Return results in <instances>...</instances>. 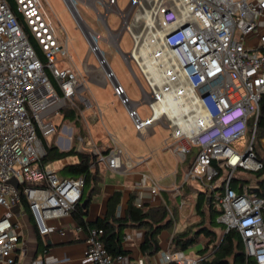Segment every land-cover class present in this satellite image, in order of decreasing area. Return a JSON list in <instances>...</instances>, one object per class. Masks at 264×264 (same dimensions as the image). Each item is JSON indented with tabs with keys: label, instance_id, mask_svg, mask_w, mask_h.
Listing matches in <instances>:
<instances>
[{
	"label": "built area",
	"instance_id": "built-area-1",
	"mask_svg": "<svg viewBox=\"0 0 264 264\" xmlns=\"http://www.w3.org/2000/svg\"><path fill=\"white\" fill-rule=\"evenodd\" d=\"M12 2L43 59L7 1L0 0V264H21L16 251L22 198L41 237L56 231L52 222L81 202L84 177L61 178L57 170L40 165L43 141L56 135L64 109L75 111L79 119L89 112L93 123L101 119L99 107L87 94V72L96 68L86 61L82 71L75 67L67 35L57 32L44 0ZM64 2L89 44L88 55L104 54L98 47L103 40L138 71L143 85L135 75L142 90L137 102L128 98L105 58L99 75L111 84L142 139L158 125L167 131L161 148L172 152L182 167L180 185L174 173L169 189L179 198L183 215L188 217L193 207L186 192L204 193L218 211L217 222L224 232L236 231L245 256L264 264V173L259 178L255 175L264 168V114L259 137L264 103V0H130L123 10L118 0ZM78 2L96 11L106 36L80 26ZM111 14L118 18L117 30L109 25ZM124 33L131 41L126 54L119 48ZM60 62L65 64L62 69L57 67ZM140 106L147 107L146 118L140 116ZM69 132L62 143L65 150L76 142L78 152L92 154L96 165L111 172L129 173L145 161L133 158L111 135L103 149L90 133ZM243 139L246 142L240 146ZM139 186L153 196L164 190L147 175L141 176ZM101 235L100 229L88 231L84 262L129 264L126 256L107 252ZM129 239L125 235L122 242ZM162 260L164 264L199 262L182 251L166 252Z\"/></svg>",
	"mask_w": 264,
	"mask_h": 264
},
{
	"label": "crops",
	"instance_id": "crops-1",
	"mask_svg": "<svg viewBox=\"0 0 264 264\" xmlns=\"http://www.w3.org/2000/svg\"><path fill=\"white\" fill-rule=\"evenodd\" d=\"M74 65L78 68L77 64L74 63ZM93 98H95L94 95ZM88 115L89 112H85L84 118H75L73 122H70V124L73 123L72 126H63L62 133L58 136L57 148L59 147L60 150L62 149L63 139L70 134L69 129H72L74 133H78L83 136L90 133V136L92 137L90 124L95 125V123L89 120L90 117ZM75 122L83 123V126L80 127V130L82 129L81 131L76 129ZM61 123H65V120L59 119L57 121L58 126ZM137 136L142 139L138 134ZM262 136L263 128L260 127L259 137ZM163 139L164 138L161 139L157 148L149 149L148 153H145L144 155L135 153L134 156H136V158L142 157L145 158V161L140 165H137L129 173L111 172L100 165L95 167L97 172L98 190L91 196L89 202H87L85 207L87 208V213L84 217L85 221L90 225H93L98 220L103 219L107 211V202L114 192L117 191L121 192L120 203L117 209V214L119 216L124 214L128 199L131 195L134 196V204L136 206L142 204H148L150 207L165 206L173 215L175 224L173 225V228L166 229L160 233L158 236L160 249L159 252L153 256L143 255L140 251V246L144 238L143 229H124V236L128 235L130 237L127 243L122 242L123 248L127 251L126 257L128 258L129 264H134L138 260H141L145 264H164L162 260L163 254L166 252H175L171 249V240L173 235L185 230L188 221L194 218L196 214V195H192L189 191L186 192L189 200L193 204V207H191L189 216L185 217L182 210L179 208V198L174 197L173 193L170 192L169 188L172 182L173 174L178 173V185H180V175L178 170V161L174 154L161 148V142ZM117 140L122 144L119 139ZM61 151L67 150L64 149ZM76 151H78V149ZM156 153H168L174 159V165H169L163 155H158ZM151 161L153 162L150 164ZM69 163L70 162L63 159L61 167ZM59 169H57V171ZM142 175L150 176L159 181L164 188V190L160 193V196H153L150 194L148 189L139 186V180ZM87 195L88 192L83 196V200H87ZM20 212L21 213L17 218L20 230V241L16 251V257L21 264H38L39 262L41 264H87L83 260V255L86 248L88 231L93 228V226L86 228L77 226L70 213L63 218L52 222V224L57 228L56 231L41 237L38 235L37 230L33 225L27 208L22 205ZM195 247L196 250L191 252V254L194 253V256L191 257L190 253H188L190 255L186 256L188 258L199 260L200 256H198L197 250L202 247V244L197 243L191 248Z\"/></svg>",
	"mask_w": 264,
	"mask_h": 264
},
{
	"label": "trees",
	"instance_id": "trees-1",
	"mask_svg": "<svg viewBox=\"0 0 264 264\" xmlns=\"http://www.w3.org/2000/svg\"><path fill=\"white\" fill-rule=\"evenodd\" d=\"M9 7L18 18L22 29L27 35L30 44L32 45L37 56L42 59V54L34 39L30 36L26 26L22 22L20 15L16 12L12 0H6ZM51 82L54 84L49 72H47ZM64 120L77 119L78 114L70 110L63 111ZM264 103L261 108V119L259 128L263 125ZM75 120V119H74ZM45 155L40 160L41 166H47L56 161L75 156L76 162L63 165L57 174L61 178L84 177V187L82 190L83 196L87 194V202L91 196L98 190L97 188V172L95 170V157L87 152H78L71 148L67 151L59 150L53 144H47L45 141ZM257 155L260 156L259 149L256 146ZM264 161V159H263ZM95 165L92 169L91 166ZM264 173L262 171L256 173V177H260ZM262 182V180H260ZM121 192H114L107 202V211L103 219L98 220L93 225L87 223L84 219L87 213V208L81 206V202L75 206L71 215L79 227H91L102 231L101 241L107 252L115 257L117 255H127V251L122 246V237L124 229L135 228L144 230L143 242L140 246V251L143 255L153 256L159 252L158 236L166 229L173 228L174 222L171 219L169 212L165 206L150 207L148 204L136 206L134 204V196H130L127 202L126 209L122 216L117 214V209L120 203ZM22 205L26 207V201L22 198ZM196 215L200 221L192 226L187 227L182 232L173 235L171 240L172 251H185L198 243L199 237H205L207 240L202 247L197 250L199 257L198 264H256L254 259L247 258L244 254L240 235L236 231L223 232L221 237L216 235V230L213 229V214L218 213L211 200L207 199L204 193H198L195 203ZM205 211L208 212V217L205 218ZM208 221L209 227L205 226ZM223 229V227H222ZM224 231V229H223Z\"/></svg>",
	"mask_w": 264,
	"mask_h": 264
},
{
	"label": "rangeland",
	"instance_id": "rangeland-1",
	"mask_svg": "<svg viewBox=\"0 0 264 264\" xmlns=\"http://www.w3.org/2000/svg\"><path fill=\"white\" fill-rule=\"evenodd\" d=\"M130 0H118L119 8L123 10ZM47 14L50 20L53 22L54 26L58 33L64 31L68 38V48L72 55L73 62L78 65V68L82 71V63L87 62L88 66L96 68L95 70H89L87 72L86 80L88 81L87 94L90 100L96 104L101 112V119L97 123L90 124L92 139L100 148H105L107 146L106 139L108 136H113L116 139H119L122 142V146L130 152V155L133 158L135 153L144 155L149 152V149H155L158 147L159 142L162 138L167 137V131L160 125L153 128V135L147 139H140L137 136L136 131L133 128V125L129 118L126 115L125 108L120 104L117 97L113 95L112 87L109 82H106L100 75L99 70L102 66V61L100 59L101 55L108 62L109 68L113 72L115 78L123 86L128 98L131 101L137 102L142 98V90L137 83L135 78H138L139 83L143 85V81L134 67V65L129 66L123 59L120 51L115 48H111L106 42L100 40L98 47L100 51L104 54H97L95 58L92 54L88 55L89 44L79 28L77 22L72 17L68 7L66 6L64 0H44ZM77 9L80 13L79 24L81 27L87 29H92L95 32H99L101 36H106V31L101 29L98 20L96 11L86 5L83 2H78ZM99 11L102 12V9L99 8ZM110 27L113 30H117L119 26L118 18L115 14H111L108 18ZM88 31V30H87ZM119 48L124 54L128 53L131 49V41L128 34L124 33L120 42ZM42 54V53H41ZM43 59V55H42ZM57 67L62 69L65 67L64 63H58ZM92 91V93H91ZM95 98H93V95ZM96 99V100H95ZM97 102V103H96ZM65 112L69 111V108L64 109ZM138 112L142 118H146L149 114L146 106H140ZM75 119V117H74ZM73 120H65V123H61L57 128V133L52 138L46 140L47 144H53L58 146V136L62 133L63 126H72ZM76 129L80 130V127L83 126L82 122H75ZM82 130V129H81ZM80 130V131H81ZM87 130V129H86ZM248 138V137H247ZM245 140L239 142L240 146L245 144ZM61 150L65 148L61 147ZM74 150L78 149L76 142L73 144ZM60 150V148L58 147ZM158 155H163L165 160L169 165H174V159L168 153H156ZM67 162H75V156H71L64 159ZM63 159L49 164V168L56 171L62 165ZM153 161L150 162V164ZM178 170L181 172L182 167L178 165ZM172 208V207H171ZM205 218L208 217V212L205 211ZM218 213L213 214V229L216 230V235L221 237L223 234L222 225L217 222ZM178 221V220H176ZM200 221V218L195 214V217L188 221L187 227L197 224ZM205 226L209 227L208 221H206ZM186 227V228H187ZM193 227V226H192ZM185 228V229H186ZM205 237H199L198 243L204 244L206 242ZM195 248H189L183 253L185 255H190L191 252H194ZM190 253V254H188ZM194 256V253L190 255Z\"/></svg>",
	"mask_w": 264,
	"mask_h": 264
},
{
	"label": "water",
	"instance_id": "water-1",
	"mask_svg": "<svg viewBox=\"0 0 264 264\" xmlns=\"http://www.w3.org/2000/svg\"><path fill=\"white\" fill-rule=\"evenodd\" d=\"M206 95H207V94H204L203 97H205ZM10 183H11L14 187H17V184H16L14 181H11ZM86 205H87V200L85 199V200L82 201L81 206H82L83 208H85Z\"/></svg>",
	"mask_w": 264,
	"mask_h": 264
},
{
	"label": "bare ground",
	"instance_id": "bare-ground-1",
	"mask_svg": "<svg viewBox=\"0 0 264 264\" xmlns=\"http://www.w3.org/2000/svg\"><path fill=\"white\" fill-rule=\"evenodd\" d=\"M100 59H101V61H102V62H104V60H103V57H102V56L100 57Z\"/></svg>",
	"mask_w": 264,
	"mask_h": 264
}]
</instances>
